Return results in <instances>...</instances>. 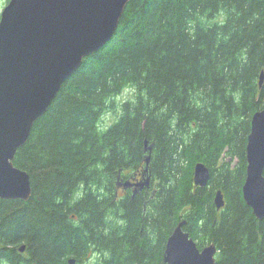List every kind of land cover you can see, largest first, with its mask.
I'll return each instance as SVG.
<instances>
[{
    "label": "trees",
    "instance_id": "obj_1",
    "mask_svg": "<svg viewBox=\"0 0 264 264\" xmlns=\"http://www.w3.org/2000/svg\"><path fill=\"white\" fill-rule=\"evenodd\" d=\"M262 71L264 0H130L14 156L32 194L0 199V264H166L183 219L198 248L217 246L215 264H264V218L242 194ZM146 176L136 193L123 186Z\"/></svg>",
    "mask_w": 264,
    "mask_h": 264
},
{
    "label": "water",
    "instance_id": "obj_2",
    "mask_svg": "<svg viewBox=\"0 0 264 264\" xmlns=\"http://www.w3.org/2000/svg\"><path fill=\"white\" fill-rule=\"evenodd\" d=\"M130 0H9L0 12V199L27 201L29 174L13 164L17 150L28 140L34 122L47 110L61 85L83 59L107 43L117 31ZM264 79L260 74L259 83ZM150 150L151 147H148ZM150 155H147L148 163ZM246 176L242 194L259 220L264 218V107L253 113L246 144ZM210 172L203 162L193 169L196 186L208 184ZM150 176L126 180L133 193L148 186ZM224 206L221 189L214 196ZM177 223L163 252L166 264H215L214 243L201 249ZM19 250L23 252L25 245ZM69 262L74 263L70 258Z\"/></svg>",
    "mask_w": 264,
    "mask_h": 264
},
{
    "label": "rangeland",
    "instance_id": "obj_3",
    "mask_svg": "<svg viewBox=\"0 0 264 264\" xmlns=\"http://www.w3.org/2000/svg\"><path fill=\"white\" fill-rule=\"evenodd\" d=\"M7 4V0H0V12L2 11V9L4 8V6ZM132 91L130 89H125L123 91V93L119 94L118 96H116L115 101L119 104L120 102H122L123 100H125L126 98H128L129 96H131ZM118 113V108L116 111L113 110H107L101 118V127L104 128L106 126H108L109 124L112 123V121L116 118V115ZM89 263V260H88Z\"/></svg>",
    "mask_w": 264,
    "mask_h": 264
},
{
    "label": "flooded vegetation",
    "instance_id": "obj_4",
    "mask_svg": "<svg viewBox=\"0 0 264 264\" xmlns=\"http://www.w3.org/2000/svg\"><path fill=\"white\" fill-rule=\"evenodd\" d=\"M132 180H136V178L134 177ZM133 190V187H130Z\"/></svg>",
    "mask_w": 264,
    "mask_h": 264
}]
</instances>
